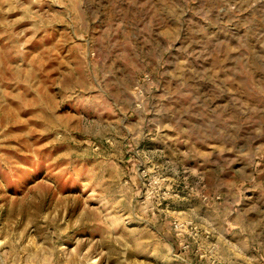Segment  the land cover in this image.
<instances>
[{
	"label": "rangeland",
	"instance_id": "rangeland-1",
	"mask_svg": "<svg viewBox=\"0 0 264 264\" xmlns=\"http://www.w3.org/2000/svg\"><path fill=\"white\" fill-rule=\"evenodd\" d=\"M0 264H264V0H0Z\"/></svg>",
	"mask_w": 264,
	"mask_h": 264
}]
</instances>
